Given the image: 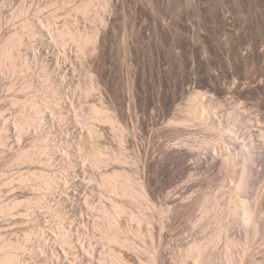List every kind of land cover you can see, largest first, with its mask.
<instances>
[{
    "label": "rangeland",
    "instance_id": "rangeland-1",
    "mask_svg": "<svg viewBox=\"0 0 264 264\" xmlns=\"http://www.w3.org/2000/svg\"><path fill=\"white\" fill-rule=\"evenodd\" d=\"M107 5L0 0V45L22 36L16 60L27 62L17 73L0 63V262L11 253L5 264H112L118 255L128 264H196L188 247L197 238L208 244L198 264H226L229 255L231 264H264V0ZM58 30L68 32L64 45ZM198 104L210 119L188 120ZM95 106L121 129L97 119ZM184 143L200 152L225 145L234 160L176 166ZM152 156L165 165L162 179H147ZM243 167L250 184L240 198L254 205V238L228 209ZM110 171L132 176L148 196L109 193L101 177ZM194 182L209 186L186 192ZM114 204L124 207L118 223L128 244L105 240L102 211ZM228 223L238 231L232 246Z\"/></svg>",
    "mask_w": 264,
    "mask_h": 264
},
{
    "label": "bare ground",
    "instance_id": "bare-ground-1",
    "mask_svg": "<svg viewBox=\"0 0 264 264\" xmlns=\"http://www.w3.org/2000/svg\"><path fill=\"white\" fill-rule=\"evenodd\" d=\"M86 6L87 5L83 4V9L84 10H85V8H87ZM101 6L102 7L108 6L107 5V0H101ZM89 7H90V5H89ZM30 22L25 20V21L22 22L21 25H22V27L25 28L26 35H28L29 37L30 36L34 37L36 32L34 31V29H33V27H32ZM67 34H68V32H66V30H58L57 34H55L56 35L55 38H54L53 35H51L49 37L52 38V36H53L54 39L61 40L60 41V42H62L61 45H64V42H65L64 40H65V37H66ZM22 35H24V34H22ZM20 37H22V36H20ZM20 37H19V35H15L13 37V35H12L11 38L8 37L3 42L2 46L0 45L1 46L0 47V63L3 66H5V67L7 66V68H9V70L11 72H13V73H17L18 71L19 72L23 71V69H21L20 66L22 67V66L27 65L26 64L27 63L26 60H25V65L22 64V65H20L18 67V64H17V62L19 60L18 61L16 60V50H15L16 48H15V46L17 47L16 44L19 43L18 41H20ZM79 41H80V44L87 45V44H89L92 41V37L88 36V35L87 36H79ZM45 73L46 72H44L43 75H45ZM44 77H46V76H44ZM47 77H48V75H47ZM31 107H33V106H31ZM206 109H208V108L207 107L205 108L203 104H198L194 108H190L188 110V112H187L188 120L197 121V122L201 121L202 122V121L210 119L209 118L210 115L208 116L209 112ZM34 110H36V109H34ZM92 111L94 113V116L97 117V119L102 120L103 122L105 121L106 124L108 123L110 125V129L112 128L111 130L121 129V126H120L121 123L119 122V120L114 118V117H117V116H113L112 117L109 114L108 111L103 110L101 108H97L96 106H95V108ZM119 131L121 132V130H119ZM115 132H117V131H115ZM120 132H118V133H120ZM92 134H93V131L90 132V136L89 137L92 138ZM92 139L94 140V138H92ZM223 146L225 148L222 147L223 148L222 150H219L217 148V145L216 146L214 145L212 151H209V149H211V148L208 147L206 150H204L205 152H200V151H197V149L199 147L197 149H195L193 147H190L189 145L187 146V144L184 143V145H182V148L178 147V148H181L182 150L178 151L177 158L171 159V162L174 165L177 166V165L182 164V162L185 161V160H189V159L192 160L193 158L197 157V159L199 158L202 161H206V160L209 159V162L211 161L212 165L215 164V163H219L220 162L221 168L222 167L223 168L224 167H228V166L232 165V160H234V159H232L231 153L226 148V146L225 145H223ZM96 149L97 148L93 149L94 151H93V154H92V160H94L92 165H95V166H96L97 162L99 164V160L101 159V155L100 154L102 153V152L99 153L100 151L98 152V150H96ZM102 156H103V154H102ZM89 158H91V155L89 156ZM84 159H86V158H84ZM118 161H119V157H118ZM199 164H201V163H199ZM145 167L147 168V172H148L147 179L150 180V181L152 180L151 174H154L156 179H162L165 176L166 168H165L164 163H162L161 159L154 158L153 156L149 157V158L146 157V165H145ZM241 172L242 173H241L240 177H238V181L234 180L235 182L232 183V184H234L233 188H232V191L234 193L232 194L231 191H229L232 195L229 197L230 199H229V207H228V209L231 210V211H234V212L237 211L238 217L240 218V223H241V225L243 224V226L245 228V232L244 233H246L247 236L249 235V238H251V237L254 238V236L256 235V232H257V222L255 220L256 211L254 210V205L252 203H250V205H249V204L246 203V200H244L243 198H240L241 197L240 193L243 190H245L247 188V186H249V184H250L248 182V178H247V172H248L247 169H245L243 167V170ZM110 173H111V171H110ZM135 180L133 179L132 176H130L128 174L121 175V174H119V172L118 173L115 172V173H111V174L103 173L102 177H101V185L111 194L117 195L118 192H121L123 194V196H125V197H127V198H129L131 200H133V199L135 200V197L137 198V197H140V196L147 195L145 193L146 191H144L143 188H141V189H143L142 192L140 191L141 193L138 192L137 187L135 186V185H137V184H135ZM208 186L206 184H201V183L194 182V183L190 184L187 188L186 187L185 188H186V192L191 190V189H193V188H195V187H198V190H200V191H202V190L205 191ZM139 190H140V188H139ZM201 193H203V191ZM177 194H179V193H177ZM181 196H182V193H180L179 195H176L173 198L169 199L167 204L170 206V208L178 200H180ZM113 206L114 207H113V211L112 212H109L106 207L102 211V215L104 216V218H105L104 220H105V223H106V231H105V238L106 239L105 240H107L109 243H114V244H116V243H119V244L122 243V245L123 244H128L127 234H126V232L124 230H122L119 227V223H118V219H119L121 213H125L124 207L120 206V205H116V204H114ZM170 208H167V209L170 210ZM217 212H218V214H220L221 211L218 210ZM231 213H233V212H231ZM134 215H133V213H130V216L133 217V218H134ZM80 221L83 222L82 219ZM81 226H82V223H81ZM224 230L228 234V237H226L225 243H226L227 246H232L234 244V240L230 239V237H232V238L236 237L237 234H238L237 233L238 231H237L235 226H233V225H231L229 223L225 225ZM220 234H222V231L219 232V235H218L219 237H220ZM209 240H211L212 242H215V238L212 239V237H211ZM207 246H208V244H203V242H197V238L193 239L192 244L188 247V252L193 255L192 259H193L194 263H196V264L199 263V259L201 257V250H204L205 248H207ZM109 253H111V255H114V251L113 250L110 251ZM195 254H197V255H195ZM5 256H6L5 259L2 262H0V264H5V263L13 260V255L11 253H7ZM230 256L231 255H229V258H230ZM229 258H227L226 264H231L230 263L231 261L229 260ZM100 262H102V261L100 260ZM100 262H99V264H100ZM89 263L90 264H96V262L91 261V260H89ZM112 264H128V263L122 257H120V255H118V256H116L114 258V261L112 262Z\"/></svg>",
    "mask_w": 264,
    "mask_h": 264
}]
</instances>
